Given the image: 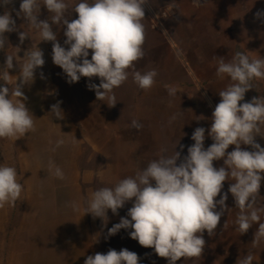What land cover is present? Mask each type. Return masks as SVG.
Instances as JSON below:
<instances>
[{"label":"rangeland","instance_id":"rangeland-1","mask_svg":"<svg viewBox=\"0 0 264 264\" xmlns=\"http://www.w3.org/2000/svg\"><path fill=\"white\" fill-rule=\"evenodd\" d=\"M186 1L148 0L143 6L146 19L145 25L142 20L143 25L152 28L153 34L157 32L162 40L158 46L162 62L158 68H151L163 73L162 84L178 89L177 95L170 96L167 87L158 89L156 97H149L148 91L139 89L129 74L127 80L113 90L117 102L112 107L96 100L94 92L86 87L87 83L98 84L96 77L91 81L81 77L76 83H66L62 70L51 61V42H40L36 30L16 16L19 2L12 8L8 5L0 8L13 17L17 32L26 34L23 43L19 42L17 32L3 36L5 44L0 48V71L4 70V56L14 55V66L9 70L7 83L9 90L15 87L26 49L37 45L44 59V64L34 72V81L21 88L26 97L25 106L32 115L33 130L15 141L0 139V164L14 167L22 185L15 204L0 207V264H83L87 256L105 253L110 248L116 251L124 248L136 253L139 264H167L166 259L157 257L151 248H144L130 239L127 233L131 228L121 229L105 238L108 228L125 217L131 202L118 209L116 215L107 211L106 223L85 211L93 191L111 188L120 179L133 176L158 155L170 156L174 150L180 152L181 157L186 155L187 147L193 143L189 137L195 128H205V147L212 143L207 129L216 104L207 103L208 91L203 92L196 81L173 83L166 80L168 72L185 71L186 62L174 53V40H178L175 27L165 24L175 8L165 5L176 2L175 6L180 9L187 6ZM77 2H68L69 10ZM158 4L163 6L156 7ZM198 6L208 17V29L214 28L216 35L223 22L229 27L230 17L232 39L229 43L226 37V52L230 47L232 56L237 52L250 59L264 56V16L256 15L264 12V0H202ZM71 13V17H67L66 12L65 18L75 19L76 14ZM50 16L41 3L38 19H49L50 22ZM52 28L55 32L59 30L57 42L63 45L62 25H52ZM89 52L91 54V50ZM218 52L214 57L216 60L223 56ZM138 67L144 73L142 60L135 63V70ZM199 70L206 73L207 67ZM250 83L252 89L245 93L244 101L256 96L264 98V79H253ZM222 89H216V92ZM219 99L217 94L218 102ZM58 101L63 112L60 120L49 113L50 106ZM132 121H136L139 128L133 127ZM259 129L255 142L264 147V124H260ZM57 139L63 140L59 147H55ZM241 147L251 150L248 146ZM232 148L229 146L226 151ZM50 161L62 170V179L51 174ZM213 166H222V161H214ZM229 183L223 182L226 207L216 229L212 235L202 233L205 243L201 256L181 258L176 264H238L245 254L252 255V264H264V240L255 245L252 243L256 225L244 234L236 230L234 221L238 210L227 193ZM259 196L256 206L264 207V180Z\"/></svg>","mask_w":264,"mask_h":264},{"label":"clouds","instance_id":"clouds-1","mask_svg":"<svg viewBox=\"0 0 264 264\" xmlns=\"http://www.w3.org/2000/svg\"><path fill=\"white\" fill-rule=\"evenodd\" d=\"M13 0H0V8ZM148 0H78L69 10L66 0H19L16 16L22 17L36 30L39 41L51 42V61L66 77V83L78 82L81 77H93L99 83H87L95 98L108 107L116 104L113 90L124 83L129 74L139 89L152 87L155 70L144 73L135 70V63L144 53V5ZM51 13L49 19H38L40 5ZM74 12L75 19H66L65 13ZM257 17L264 16L258 12ZM60 24L65 37L63 45L57 42V32L52 25ZM17 32V25L8 11H0V48L3 36ZM20 43L26 38L17 32ZM67 46V47H65ZM18 47V46H17ZM91 50V54L89 52ZM90 55V59H89ZM15 87L9 90V70L13 68L14 55L4 56V70L0 71V139L17 140L33 130V119L26 108L24 85L34 81V72L44 64L42 51L35 46L23 52ZM215 74L227 77L228 84L219 92V102L211 112L207 136L212 143L204 146L205 128H195L186 149L172 155H158L148 161L133 176L120 179L113 187L93 191L87 201L85 214L107 222V211L113 215L131 202L125 217L107 230V237L121 229L128 237L155 255L165 258L167 264L201 256L204 239L202 233L212 235L225 211L227 195L222 192L223 182L229 181L227 193L238 210L234 224L240 234L256 225L253 245L264 240V207H257L261 181L264 180V147L255 137L264 124V98L256 96L245 102V93L252 89L253 79H264V56L250 59L237 52L229 60L217 58ZM41 78L43 75L41 74ZM19 80V83H17ZM179 92L167 88L170 96ZM16 98V99H13ZM59 101L50 106L49 113L57 120L63 119ZM132 126L139 128L136 121ZM63 144L57 139L55 147ZM241 145L248 146L242 148ZM233 146L231 151H226ZM183 149V145H180ZM179 159V163H177ZM222 161V166H213ZM49 170L57 179L63 172L49 162ZM22 185L14 167L0 164V207L14 205L20 198ZM219 194V199L216 197ZM251 254H245L238 264H252ZM83 264H139L136 253L121 248L87 256Z\"/></svg>","mask_w":264,"mask_h":264},{"label":"crops","instance_id":"crops-1","mask_svg":"<svg viewBox=\"0 0 264 264\" xmlns=\"http://www.w3.org/2000/svg\"><path fill=\"white\" fill-rule=\"evenodd\" d=\"M67 1L71 2V0H66V2ZM201 1L202 0H187L186 3H184L187 6L180 9L177 8L178 6H175L176 2H169V4L165 5V7L174 6L175 8L171 16H168L165 24L168 23L175 27V33L178 36V40H174V53L176 57H179V59H183L182 61L186 62L185 71L178 70V72L173 70V72H168L166 80L168 82L172 81L173 83H177L178 80H180L181 82L186 80L192 83L196 81L197 86L199 88H203V92L205 90L208 91L207 96H205L207 103L215 105L218 103V101L216 100V89L219 90L224 88L228 84V79L227 77L216 76L215 67L217 60L216 58L214 59V57L217 56L216 52H218V50H220L219 52H221V54L223 55L221 56L225 60H229L232 57V53L229 50L230 47L228 49V52H226L227 48L225 45L226 37L229 43L232 39L231 21L229 17V27H227L223 22L221 31L218 33V35H216L215 33H213L214 28L208 29V22L206 21V18L208 17L202 14L198 6L201 5ZM158 6L163 5L158 4L156 7ZM195 6H197L198 8ZM71 15L72 13H68L67 17H71ZM145 21L146 19L143 18L144 25ZM196 26L198 27L197 29ZM148 27L144 26V42L142 45L144 55L139 61H137L138 63L141 62V60L143 61L144 72L153 70L151 67L158 68L157 66L162 62V52L158 47L162 40L157 32L153 34L152 28ZM58 31L59 30H57V32ZM193 58L196 59L194 62L192 61ZM197 66L198 68L196 69ZM201 67H207L206 73H203L199 70V68ZM137 71H140V67L137 68ZM163 80V73L161 71L157 72L156 76L154 77L152 87L147 90V96L156 97V91L158 89L170 87L168 85L162 84ZM211 91L213 92V94ZM159 93L162 95L161 92Z\"/></svg>","mask_w":264,"mask_h":264},{"label":"trees","instance_id":"trees-1","mask_svg":"<svg viewBox=\"0 0 264 264\" xmlns=\"http://www.w3.org/2000/svg\"><path fill=\"white\" fill-rule=\"evenodd\" d=\"M18 2H19V0H13V2L11 4H8V6L10 8H12V7L16 6Z\"/></svg>","mask_w":264,"mask_h":264}]
</instances>
